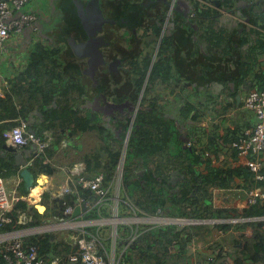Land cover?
<instances>
[{
  "label": "crops",
  "instance_id": "crops-1",
  "mask_svg": "<svg viewBox=\"0 0 264 264\" xmlns=\"http://www.w3.org/2000/svg\"><path fill=\"white\" fill-rule=\"evenodd\" d=\"M204 1H209L212 5L201 3L199 0L185 2L183 0L177 6L179 11L190 8L189 12L194 15L197 9L199 11L201 9V16L196 15L188 24L186 16L178 15V18L170 23L169 31L164 33V38L169 39L168 44H164V59L168 57L170 67L165 71L164 90L161 94L163 100H159L162 105L157 106V98H153V106L157 108L151 109L150 113L161 114L158 115L166 126L167 133L164 135V160L160 155L162 158L155 165L164 162V173L171 166L183 169L182 171L178 169L182 174L186 170L206 174L210 169H223L226 172L224 178L219 179L211 174L207 183H204V188L200 187L197 194L201 201L212 205V208L225 209V217L199 222V219L185 215L170 214L168 200L154 212L137 204V198L139 199L142 193L139 190L133 192L130 187L128 190L125 186L123 174L126 165L129 166L132 176L134 172L144 171L145 178L143 175L136 177L141 184L138 187L155 188L157 183L154 181V174L159 173L153 172V167L143 162L144 157L138 163V157L143 155H134L128 147L132 135L123 134V138L103 135L98 129L101 125L97 123V117H92L96 120L88 122L87 119L90 118L86 117L87 109L80 107L83 90L79 88L85 82L83 72L75 74L76 76L70 75L72 72L67 75L71 78L74 76V83L68 87L66 97L59 102L58 112H40L38 98L31 99V92L16 94L15 82L24 70L28 57V53L21 50L14 61L8 62L17 69L0 80V96L5 94L12 96L17 110L16 117L12 119L16 122L15 125L22 122L28 132L46 139L43 150L38 153L35 148V151L42 155L44 162L50 164L52 171L50 173L39 171L37 164L32 167L31 157H27V166L34 175L32 186L25 185L19 171L4 175L6 168L3 163H8L10 156L15 162L14 153L4 147V144H7L4 139L0 150V176L8 177L7 193L13 202L11 214L18 220L0 228V233H4L6 240L20 236L28 241L31 234L49 232L54 234L50 240L68 242L71 246H76L74 238L76 230L73 228L79 226L89 233L97 234L108 256L116 260L123 259V253H129L134 257L135 264H156L159 261L170 264L168 255L149 260L143 253L146 244L143 239L149 238L147 235L150 233L156 234L165 223L177 225L181 230L188 224L208 223L209 232L199 230L186 245L187 252L191 254L189 261L192 264H202L204 257H214V260L207 264H263L264 257L259 261L250 258L251 247L250 251L242 249L253 234L255 225L252 222L262 221L264 224V211L249 215L245 212L246 207L240 209L234 204L242 200L247 190L256 184L264 188V180L257 182L253 178L252 172L243 164V158L229 144L256 121L254 112L242 107L244 95L255 87L264 89V0H220L219 5L213 0ZM205 11H209L208 14L204 15ZM38 13H41L39 9ZM25 36L23 34L12 36L7 41L14 37L24 40L27 37ZM61 45L63 47L60 48L59 56L66 63L73 58L65 52L64 44ZM75 60L80 61L78 57ZM173 61H176L175 65ZM23 82L24 80L18 81L16 85L19 86ZM157 90L158 88L153 86L152 94ZM74 115L80 119L72 123ZM59 121L61 124H57ZM152 141L163 143L160 138L156 139V135ZM31 145L33 144L30 142L18 149L29 148ZM189 145L200 158L194 161L196 163L194 168L185 164L183 166L176 159L179 151L183 152L181 154L183 157L187 155L190 157ZM173 149L177 151L169 152ZM159 150L161 148L156 152H160ZM129 152L135 158L127 163ZM171 159L173 162H170ZM77 164L81 165L82 173L87 177H94L100 173L106 176L113 165L114 176L117 166H120L123 183L118 184L114 178L107 198L102 200L90 190H83L80 193L82 188L76 181L77 175L72 171V167ZM21 168L23 165L19 164L18 169ZM144 181L151 184L143 183ZM157 182L160 183L159 180ZM205 188L208 191H204ZM65 189L68 190L64 192ZM28 193L35 194L34 203L24 198ZM66 195L72 196L74 207L79 206L80 210L76 214L73 210V213L67 216L66 226L51 227L57 216L53 210L62 207L56 198L62 197L64 200ZM79 195L85 198L81 203L76 202ZM14 197L16 200H13ZM107 199L113 201L111 209L115 212L106 218L101 217V206ZM120 201L124 203L122 216L118 213ZM261 203L263 204L264 200L258 199L253 205ZM180 208L185 210L183 205ZM23 216L28 219L26 223L19 220ZM33 219L39 220V223L30 225ZM124 219L128 222L123 224L127 234L119 236L118 226L120 222H125ZM164 219L167 221L164 222ZM107 224L111 225L109 231L105 230ZM192 230L191 228L183 230L182 236L190 234ZM105 241L110 243L109 248ZM159 243L161 236L157 244ZM142 246L143 250H140ZM171 247L177 254L180 252L182 254L178 243ZM220 247L223 248L222 256L217 258ZM162 249L164 250L163 247ZM163 250L158 249L159 253ZM238 257L240 261L235 262L234 259ZM130 264L134 263L131 261Z\"/></svg>",
  "mask_w": 264,
  "mask_h": 264
},
{
  "label": "trees",
  "instance_id": "trees-1",
  "mask_svg": "<svg viewBox=\"0 0 264 264\" xmlns=\"http://www.w3.org/2000/svg\"><path fill=\"white\" fill-rule=\"evenodd\" d=\"M80 2V6L78 4H75L73 0H62L60 2V7H65L68 12V17H66L67 23L64 25L62 29V33L60 34V37L68 38L67 31H70L69 26L75 27L74 25V19L71 17L70 8L73 9L74 16L82 17L85 10V3L81 0H78ZM87 1V0H85ZM134 4H131L129 2H126L123 4V11L122 14H127L126 19L129 16V13L132 10V7ZM131 7V8H130ZM77 9H80L82 14H79ZM126 10V12H125ZM64 11V9H63ZM65 12V11H64ZM202 10L197 9L195 11V15H198L197 17H200L202 13ZM209 11L203 12L204 15L208 14ZM79 14V15H78ZM130 21V20H129ZM168 37L164 38V44H168ZM61 47H51V46H45L43 44H37L34 49H32L30 52H28L27 57V63L24 68V70L21 72V75L18 77V81L24 82L17 86L16 80L15 86L16 94L17 92L23 93V92H31V99L38 98V102L40 107L38 110L40 112L50 113V112H58L59 110V102L62 101L63 97H66L67 95V89L68 87H71V84H73V77L76 76L75 74H81L82 68L80 64L75 60L77 57L74 56V51L71 46H68V53L72 55L71 57L73 59H70L66 63L62 60V58L59 56L61 52ZM75 58V59H74ZM168 57L162 58L159 57L153 65V78L160 77L164 79L165 71L168 70L170 67V60H167ZM127 64H132L131 68H126L127 72H130L134 68L140 69V67H143V74L138 79H136V91L135 96L140 90V87L142 85V80L144 77L145 70L149 63V56L147 59L143 60L142 66L136 67L134 63V60H127ZM176 64V61H173V65ZM72 72L70 75H74L72 78L70 75L67 77V75ZM65 74L66 76H63ZM65 77V78H64ZM67 78V79H66ZM20 84V83H19ZM133 85V84H132ZM135 85V83H134ZM134 95L133 93H131ZM12 96L10 94H5L4 96H0V150H2V144L4 142V137L2 136L3 130L6 128H10L15 125L14 119L17 115L16 110V104L14 103ZM54 102V105H53ZM69 113V110H67ZM149 111V110H148ZM159 113H150L147 112L145 109H141L137 113V117L139 120L137 121V130L136 135L130 137V141L128 143V147L131 149V152L134 155H143L150 153H155L158 151V149L164 147V135L167 133L166 126L161 121V114ZM65 118V117H64ZM63 118V119H64ZM80 118L77 116H72V123L76 122ZM89 123L96 120V118H90L87 119ZM51 121L53 122L52 118ZM140 122V123H139ZM57 123V122H56ZM53 124V123H52ZM57 124H61L60 121ZM99 130H104L102 126H98ZM105 131H107L105 129ZM102 133V132H101ZM156 135V139L160 140L163 143H154L152 141V138ZM162 138V139H161ZM188 151L190 154V157L187 155V157H184L189 162L197 161L199 158V155L196 156L193 151V147L188 146ZM187 151V152H188ZM127 155L128 158H133L134 156L130 155V153ZM186 152V153H187ZM115 154V153H111ZM135 158V157H134ZM116 158L113 159L115 163ZM113 163V164H114ZM1 164V162H0ZM3 165H5L6 172L4 175H10L13 173H18V165L14 162L12 156H10L8 163L4 162ZM189 165V164H187ZM114 166V165H113ZM112 168L110 171L106 174L105 179L106 182H109L112 176ZM210 172L206 174H202V183H207L209 180V177L211 174L215 175L216 178L222 179L225 177L226 172H224L223 169H216V170H209ZM166 175H164V178ZM151 178V177H149ZM123 182L126 187L132 186L130 189L133 190H139L142 194L139 196V199L137 198V204L142 206L143 208H148L151 212L156 211L157 208L164 205L165 202L168 200L169 203V210L170 214L174 215H185L191 218L199 219V220H209V219H219L224 218V210L222 208H212V205L205 203L201 201L199 198V194H197V191H194L193 193L190 192L191 186L188 182H186L181 190L180 194L176 196V194H169V186L161 183H158L157 186L153 189H151L148 186H140L138 180L132 176V173H130L129 166L126 165V170L123 174ZM264 182V181H263ZM147 183V182H143ZM147 184H151L150 182ZM264 184V183H263ZM204 191H208V189H204ZM83 192V190H82ZM192 193V194H190ZM190 194V195H189ZM72 196L66 195L64 197V201L66 204H73V200L71 198ZM163 197V198H162ZM156 199V200H155ZM159 199V201H157ZM204 200V199H203ZM23 203V201H22ZM149 203V204H148ZM146 204V205H145ZM151 204V205H150ZM182 205L185 207V210H182L180 207ZM150 206V207H147ZM64 205L61 208H57L53 210V213L59 217H64L62 211H63ZM261 208V209H259ZM245 209V208H244ZM264 211V203L259 205H250L246 207V214L252 215L253 213L262 212ZM39 220L33 219L30 222V225L38 224ZM255 225L253 234L251 235L250 240L244 243L242 251H250L251 247V254L250 258L253 261H259L264 257V224L262 221H258L257 223L252 222ZM222 224V223H220ZM198 225V227H197ZM209 224L208 223H195V224H188L186 225L182 230L177 227V225L168 224L164 225V227H161L159 230H157V233L148 234L147 236H150L149 238L143 239V241L146 243L144 248V252L146 256L151 260L152 258H164L168 255V259L170 260V264H192L189 261V254L186 250V245L189 242V240L192 238V236L197 233L199 230L204 231V233L209 232ZM193 229L190 234H187L185 236H182V231L184 229ZM197 230V231H196ZM184 232V231H183ZM50 233L49 232H43V233H37V234H31L28 236V242L35 244L40 254L44 255H64L75 249L76 246H71L68 242H58L54 240H50ZM160 236L164 237V250L162 249L160 243ZM174 243H178L180 251H183L182 254H177L176 251L173 249L170 250L171 246ZM156 245L157 249H156ZM158 249L163 250L161 253H159ZM140 250H143V246L140 247ZM152 250L155 252L153 253ZM2 247H0V264H6L5 260L2 256ZM169 251V253H167ZM223 251V248L220 247L217 253V258L221 257V252ZM123 259H120V261L123 262V264H130L132 261L135 264L134 257L129 253H123L122 255ZM204 263H209L214 260V257L208 258L204 257ZM202 261V260H201ZM235 262L240 261V257L234 259ZM81 264V263H78ZM156 264H164L162 261H159ZM264 264V260H263Z\"/></svg>",
  "mask_w": 264,
  "mask_h": 264
},
{
  "label": "flooded vegetation",
  "instance_id": "flooded-vegetation-1",
  "mask_svg": "<svg viewBox=\"0 0 264 264\" xmlns=\"http://www.w3.org/2000/svg\"><path fill=\"white\" fill-rule=\"evenodd\" d=\"M61 1L62 0L56 1L57 6L53 4V2L50 3L44 14L41 11V14L48 18L52 17L53 14H57L55 13L56 11H54L55 7L62 9V16L59 17L54 29L49 28L45 31L43 30L42 24L39 29L36 25V27L33 28L31 26L25 28L22 32L23 35L27 36H25L26 38L24 39L26 43L25 46L32 43L34 45L43 44L45 46L57 48L61 44H64L65 52L67 53L69 52L68 46H71L73 49V46L70 44L71 38L76 42L87 41V38L76 27L69 26V24L68 27L70 31H67L69 35L68 38L60 37L62 29L67 23L66 17H68L67 9L65 7H60ZM81 1L85 2V0ZM175 1L176 0H99V6L104 21H101L100 27L95 33L97 38H95L91 44L98 46L102 60L98 64L93 77L90 76L88 72V57H78L80 61L77 62L82 68L83 80L85 81L82 83L81 88H79L83 90L81 96L82 104L80 107L83 106L82 108L87 109V118L97 117V123H100L104 130H107L108 136L111 135L123 138V134H128L129 136L136 135L137 121L139 120L137 117L138 111L145 109L149 112L151 109L162 105V103L160 105L159 100H163L161 94L164 90V79L160 77L153 78L151 73H153L154 62L159 57L164 58V33L169 31L170 23L175 18H178V15L186 16V23L188 24H190L194 19L193 17L196 16L189 12L190 8L188 11L174 10ZM126 2L134 4L127 19V14H122V7ZM85 12L83 13L84 15L86 14ZM36 15V20H38L39 15L37 13ZM93 49L94 48L91 49L92 53L94 52ZM89 51L90 49H87V52ZM68 55L70 56L69 53ZM148 56L149 63L144 73L142 85L135 96L136 79L140 78L142 76L141 74L144 72L143 67L141 68L140 66H142L143 60L147 59ZM129 59L134 60L133 64H135L136 67H140V69L134 68L130 72H127L126 68H131L133 66L132 64L126 63ZM153 86L158 88V90L152 94L151 90ZM84 91H86V93ZM153 98H157L156 107L153 106ZM159 151L160 152L152 154L148 153V155L151 156L147 154H145L146 157L139 156L137 160L138 163L143 160V162L147 164V157H156L160 160V155L164 156V147ZM182 153L181 151L178 152V157H176L177 161L183 164V166L184 164H189L194 168L193 166L196 163L186 160L181 155ZM131 160V158H128L127 163ZM171 161L173 162L172 159L170 162ZM176 169L177 167L171 166L164 173V162L157 164V170L154 172L159 174H154V181L158 184L157 180H159L161 184L165 183L168 185L169 194L174 193L176 196L180 194V190L186 182L191 186L192 190L190 192L192 193L197 191L200 187L204 188L205 184L202 183V174L200 172L197 173V171L186 170V172L182 174L178 172L179 168ZM179 170L182 171L183 169ZM143 172H134V178L138 175L140 177L143 175L145 178V173ZM164 175H166L165 178Z\"/></svg>",
  "mask_w": 264,
  "mask_h": 264
},
{
  "label": "built area",
  "instance_id": "built-area-1",
  "mask_svg": "<svg viewBox=\"0 0 264 264\" xmlns=\"http://www.w3.org/2000/svg\"><path fill=\"white\" fill-rule=\"evenodd\" d=\"M29 0H0V48L12 36L21 35L27 27L34 25L37 15L34 12L23 10V6ZM201 3L212 5L209 1L199 0ZM243 109L253 111L256 121L252 126L245 128L242 133L233 140L229 146L234 148L243 158V164L252 172L253 178L258 181L264 180V89L252 88L243 97ZM3 137L8 145L16 148L24 147L30 142L35 145L37 152H41L46 145V139L42 136L28 132L22 122L3 130ZM190 144V142H188ZM72 171L77 175L76 181L82 190H90L100 200L107 198L110 185L114 181L122 182L120 166H117L112 180L106 182L103 174L94 177H87L82 173V167L77 164L72 167ZM4 178L0 176V228L6 224L18 221L17 217L11 214L13 202L10 200ZM68 190L65 189L64 192ZM63 192V193H64ZM82 191H80L81 193ZM35 194L28 193L24 198L34 203ZM84 197L79 195L77 203L84 201ZM264 200V188L255 185L249 188L242 200L236 201L235 206L243 209L257 202ZM16 200V197L13 198ZM64 217L56 216L54 225L58 228L68 224L67 216L74 210V204H66L63 200L62 206ZM21 223L28 221L26 216L19 218ZM30 222V220H29ZM76 230L75 249L64 255H44L40 254L38 247L25 241L18 236L11 240H6L4 233H0V247L2 256L6 264H123L120 260L108 256L103 244L97 234L89 233L79 226ZM115 242V239L113 240Z\"/></svg>",
  "mask_w": 264,
  "mask_h": 264
},
{
  "label": "water",
  "instance_id": "water-1",
  "mask_svg": "<svg viewBox=\"0 0 264 264\" xmlns=\"http://www.w3.org/2000/svg\"><path fill=\"white\" fill-rule=\"evenodd\" d=\"M75 4H78L80 6V2L78 0H73ZM183 0H176L174 10H178V7ZM185 2V0H184ZM213 2L217 5L220 4V0H213ZM85 3V10H83L86 14H82L83 16L80 17L79 14H81V10L77 9L79 16H74L73 9L70 8V14L71 17L74 19V25L75 27L87 38V41L85 42H76L73 38L70 39V44L73 46L74 54L77 57L86 56L88 57V72L90 76H94L95 70L98 67V64L102 60L100 50L98 49V46L92 45L91 42L97 38L95 33L98 31L100 27L101 21H104V17L102 15V12L100 10L99 6V0H87ZM188 9V8H187ZM186 9V11H187ZM52 17H55L53 14ZM41 21L36 20L34 25H36L39 28H41ZM95 26V27H94ZM92 28V29H91ZM87 31V32H86ZM92 48L93 53H92ZM87 49H90L89 52H87ZM4 147L14 153L15 163L23 165V168L19 170L20 176L23 178L24 183L27 187L32 186L34 181V175L33 172L30 170V168L27 166V157H31L30 165L36 166L39 171H48L49 173L52 171L50 168V164L48 162L43 161L42 155L38 154L35 151V145H31L29 148L25 149H18L16 147H13L11 145L4 144ZM56 200L59 202V205L62 206L63 198L57 197ZM80 210L79 206L74 207V214H76ZM195 221V220H194ZM197 221V220H196ZM195 221V222H196ZM202 220H199L201 222ZM54 236V234H51L50 237Z\"/></svg>",
  "mask_w": 264,
  "mask_h": 264
},
{
  "label": "rangeland",
  "instance_id": "rangeland-1",
  "mask_svg": "<svg viewBox=\"0 0 264 264\" xmlns=\"http://www.w3.org/2000/svg\"><path fill=\"white\" fill-rule=\"evenodd\" d=\"M56 1L57 0H29L23 6V10H25L27 12H36V13H38V9H39L44 14L45 10L47 11V6H49L50 3L53 2V4H55L57 6ZM54 11H56L55 13H57L55 15V17H48V18L43 16L41 13H38L39 21H41V23H42L43 30L46 31L49 28L54 29L55 24L58 22L59 17L62 16V14H61L62 13V9H60L59 7H57V8L55 7ZM25 45H26L25 41L23 39H19L17 37H14L10 41H6L2 45V47L0 48V80L1 81L3 80V78L7 77L9 73L14 72L15 69H17L16 67L12 66L9 63H11L12 61H14L16 59V56L21 53L19 51L24 50V52L27 54L32 49H34L35 46H36V45H34L32 43L27 45V46H25ZM63 76H66V75L63 74ZM84 92L86 93V91H84ZM100 132H102L101 134H103V135L104 134L108 135V133L105 130H101ZM102 138L106 139L105 136H102ZM103 143H104V141H103ZM175 151H177V150L173 149V150H170L169 152L174 153ZM155 153H157V152H155ZM148 156H151V155H148ZM177 156H178V154H177ZM144 157H146V156H144ZM160 158H162V157H160ZM158 160H159V158H156V157H153V158L147 157V163L150 164V166L153 167L154 170H157V165L155 167V163ZM163 160H164V156H163ZM167 162H168V160L166 159L165 163H167ZM154 170H152V171L154 172ZM3 178H4L5 187L7 188V186H8V177L4 176ZM114 187H115V185L113 186V188ZM131 187L132 186L130 185V188ZM128 190H129V188H128ZM112 191L114 192V190H112ZM121 191H123V190H121ZM112 204H113V201L111 199L110 200L109 199L104 200L103 205L101 206L102 207L101 208V212H102L101 213V217H106L107 218V217H111L114 214L115 211L113 212L112 209H111V205ZM123 204L124 203L121 202V201L118 204L119 216H122L124 214V212L122 211ZM124 221L125 222H123V221L120 222L121 224H119V226H118V234H119V236H122V235L125 236L127 234V232H126L127 230L125 228H123V226H124L123 224L124 223H128V222H127L126 219H124ZM165 221H167V220L164 219V222ZM168 224L169 223H165V225H168ZM156 225H158V224H156ZM197 227H198V225H197ZM110 229H111V225L110 224L105 225V230L106 231H109ZM184 230H187V229H184ZM105 245L107 246V248L110 247V243L108 241H105ZM160 245L164 246V237L163 236H161ZM171 248H170V250H171ZM152 252L154 253L155 251L152 250ZM149 264H151V263H149Z\"/></svg>",
  "mask_w": 264,
  "mask_h": 264
}]
</instances>
